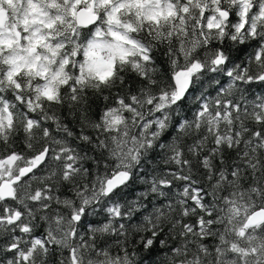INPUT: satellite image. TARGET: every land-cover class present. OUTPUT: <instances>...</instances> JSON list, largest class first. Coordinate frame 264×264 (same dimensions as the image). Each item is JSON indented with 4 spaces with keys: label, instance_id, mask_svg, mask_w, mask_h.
Returning a JSON list of instances; mask_svg holds the SVG:
<instances>
[{
    "label": "snow or ice",
    "instance_id": "snow-or-ice-1",
    "mask_svg": "<svg viewBox=\"0 0 264 264\" xmlns=\"http://www.w3.org/2000/svg\"><path fill=\"white\" fill-rule=\"evenodd\" d=\"M146 260L264 264V0H0V264Z\"/></svg>",
    "mask_w": 264,
    "mask_h": 264
},
{
    "label": "trees",
    "instance_id": "trees-1",
    "mask_svg": "<svg viewBox=\"0 0 264 264\" xmlns=\"http://www.w3.org/2000/svg\"><path fill=\"white\" fill-rule=\"evenodd\" d=\"M138 190H139V189H138ZM157 259H159V257H157ZM145 264H148V261H147V260L145 261Z\"/></svg>",
    "mask_w": 264,
    "mask_h": 264
}]
</instances>
